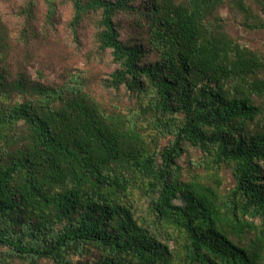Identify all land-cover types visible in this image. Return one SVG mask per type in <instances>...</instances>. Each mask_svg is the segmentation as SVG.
I'll return each instance as SVG.
<instances>
[{
  "label": "trees",
  "instance_id": "1",
  "mask_svg": "<svg viewBox=\"0 0 264 264\" xmlns=\"http://www.w3.org/2000/svg\"><path fill=\"white\" fill-rule=\"evenodd\" d=\"M44 4L95 50L49 77L35 0L0 12V264H264V43L218 15L264 32V0Z\"/></svg>",
  "mask_w": 264,
  "mask_h": 264
},
{
  "label": "rangeland",
  "instance_id": "2",
  "mask_svg": "<svg viewBox=\"0 0 264 264\" xmlns=\"http://www.w3.org/2000/svg\"><path fill=\"white\" fill-rule=\"evenodd\" d=\"M25 1L26 0H7V2L4 3L1 7L0 12L3 15L7 23L6 25H7L8 30L13 33V34L11 33L12 36H14V33H15L14 29L16 30L20 26V22L17 19V15L14 14L16 6H20ZM54 1L58 5V10H57L58 14L67 16L69 14V6L68 4H65L66 0H54ZM35 2H36V8H35L34 16H37V18L34 19L31 25L33 28H35L36 32L39 33L38 35L41 36L37 40L38 45L35 44V49L41 48L40 51L42 54L40 56L45 57L46 60L47 59L53 60L52 62L46 61L45 63L46 72L48 74H51L49 75V77H51L52 74L54 73L53 66H54L55 60L61 59L63 52H65L66 54L65 56L69 58V61H67L68 63H73V65L75 64L77 67H80L83 69L87 63V59L85 58H88L87 55L89 54L92 55V53L95 50V48L93 47L94 46V43H93L94 31L92 28H94V24L92 23V21L88 20L85 22L84 31H83L82 36L80 37L81 42H82V47L75 54H72L71 48L70 50L68 49L67 51L59 50L58 48L63 45H59L57 44V42L54 47L55 49L50 48L49 45L53 46L52 44L48 42L50 39V36L60 37L61 39H64V43H66L67 41L70 43L71 40L69 36L64 32L65 26L58 27L59 31H54V32H52V29L46 27L45 29L47 30V33L45 32L44 27L46 26V22L44 18H45V13H46V6L44 4V0H35ZM218 15L221 19L225 20V22L227 23V31L232 37L239 38L241 42L245 43L247 46L251 48H255V49L262 48L261 45L264 43V32L249 33L247 31H244L243 29H241L239 24L236 22L235 17L225 7L220 8ZM11 38L13 39V37ZM53 49L55 52L54 51L51 52ZM50 55H52V57ZM221 179H222V182L224 183L223 184L224 189L231 187L232 181L228 173L225 172L224 174H222Z\"/></svg>",
  "mask_w": 264,
  "mask_h": 264
}]
</instances>
